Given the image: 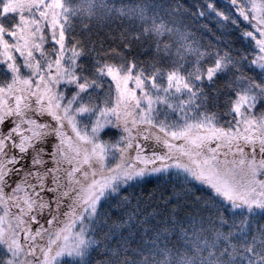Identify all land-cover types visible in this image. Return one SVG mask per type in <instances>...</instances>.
Segmentation results:
<instances>
[{"label": "snow or ice", "instance_id": "1", "mask_svg": "<svg viewBox=\"0 0 264 264\" xmlns=\"http://www.w3.org/2000/svg\"><path fill=\"white\" fill-rule=\"evenodd\" d=\"M261 220L264 0H0V264H264Z\"/></svg>", "mask_w": 264, "mask_h": 264}, {"label": "trees", "instance_id": "2", "mask_svg": "<svg viewBox=\"0 0 264 264\" xmlns=\"http://www.w3.org/2000/svg\"><path fill=\"white\" fill-rule=\"evenodd\" d=\"M123 2L124 3L139 2V0H123ZM200 24H207L209 29H212L213 31L216 30L215 29V24H216L215 18H213L211 21L202 19L200 21ZM124 27H127V25H125ZM196 27H198V25ZM193 30H195V28ZM197 34L199 36H201L202 41L205 44L211 42L213 44V46L223 49L225 46L224 42H231L229 46L232 47L234 50L237 48H240L241 50H243L241 48L239 41H237V39H236V37L238 35L237 33H233L232 35H225V36L221 37V40L223 42H221L219 44H217V41L212 39V37L206 33L198 32ZM113 35L115 36L116 33L114 32ZM216 35L219 37L220 32H216ZM109 45L111 47L117 48L118 51L123 52L126 56L129 57V59L134 58L138 63H141L143 66H148L149 64L154 62V60L156 59L155 48H154V46L150 47L148 43L133 42L130 52H128L127 50L124 49V47L121 44L119 39L107 40L105 47H108ZM174 47H175V45H174ZM189 59H191V57H189ZM248 74L254 75L255 73L249 72ZM209 87H212V86L209 85ZM230 119H231V117L222 116L221 122H223L225 120H230ZM105 133H107V129H105ZM105 133H102V136H104ZM110 136L111 135H109V134H108V136L105 135V138H108ZM145 180H146L145 183H143L142 185H140L136 189H134V195L143 196L142 209L145 211V214L150 213L153 210V208H155L157 212H160L162 209L157 207V205L155 203H153L152 201H149L147 199V194L149 192H151L153 189H156L158 186L163 187L165 184V177L162 175H153L150 177H146ZM133 203H135V201H133ZM260 222L264 223V220H261Z\"/></svg>", "mask_w": 264, "mask_h": 264}, {"label": "rangeland", "instance_id": "3", "mask_svg": "<svg viewBox=\"0 0 264 264\" xmlns=\"http://www.w3.org/2000/svg\"><path fill=\"white\" fill-rule=\"evenodd\" d=\"M113 87H114V85H113ZM130 87H131V85H130ZM118 131H119V130H117V129H110V130L107 129V133H108L109 135H112V134L118 133ZM108 134H105V135L108 136ZM105 135L102 136V138H103V139H109V137H108V138H105Z\"/></svg>", "mask_w": 264, "mask_h": 264}]
</instances>
